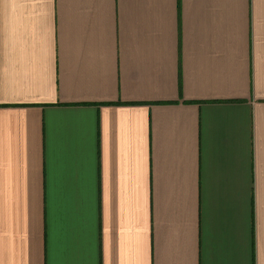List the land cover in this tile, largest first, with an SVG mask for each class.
<instances>
[{
  "label": "crops",
  "instance_id": "1",
  "mask_svg": "<svg viewBox=\"0 0 264 264\" xmlns=\"http://www.w3.org/2000/svg\"><path fill=\"white\" fill-rule=\"evenodd\" d=\"M0 264H264V0H0Z\"/></svg>",
  "mask_w": 264,
  "mask_h": 264
}]
</instances>
